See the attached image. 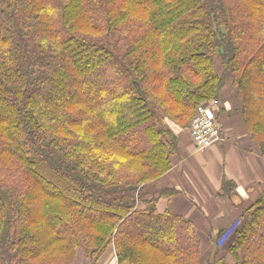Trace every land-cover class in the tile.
Listing matches in <instances>:
<instances>
[{
    "label": "trees",
    "instance_id": "16d2710c",
    "mask_svg": "<svg viewBox=\"0 0 264 264\" xmlns=\"http://www.w3.org/2000/svg\"><path fill=\"white\" fill-rule=\"evenodd\" d=\"M225 87L264 156V0H0V264H264V193L206 255L150 186Z\"/></svg>",
    "mask_w": 264,
    "mask_h": 264
},
{
    "label": "crops",
    "instance_id": "0c3cea01",
    "mask_svg": "<svg viewBox=\"0 0 264 264\" xmlns=\"http://www.w3.org/2000/svg\"><path fill=\"white\" fill-rule=\"evenodd\" d=\"M223 95L218 119L224 143L197 151L189 135L188 139L178 136L171 169L150 185L158 194L172 189L170 196L160 198L161 210L166 207L187 217L206 233L233 225L245 203L264 193V156L245 128L235 93L225 87ZM110 248L112 252L102 264H116L113 247ZM226 262L233 263L229 257Z\"/></svg>",
    "mask_w": 264,
    "mask_h": 264
},
{
    "label": "built area",
    "instance_id": "2783aa9c",
    "mask_svg": "<svg viewBox=\"0 0 264 264\" xmlns=\"http://www.w3.org/2000/svg\"><path fill=\"white\" fill-rule=\"evenodd\" d=\"M220 101H210L196 107L188 125V134L197 151H204L214 144H221L225 136L215 112Z\"/></svg>",
    "mask_w": 264,
    "mask_h": 264
},
{
    "label": "rangeland",
    "instance_id": "374dc122",
    "mask_svg": "<svg viewBox=\"0 0 264 264\" xmlns=\"http://www.w3.org/2000/svg\"><path fill=\"white\" fill-rule=\"evenodd\" d=\"M227 85V84H226ZM228 86V85H227ZM217 112H218V114H220V112H222L221 110H220V106L217 108ZM178 127V136H180V137H188V125H186L185 127H182V126H177ZM171 128H173L172 127V125H171ZM174 129L176 130V128L174 127ZM188 139V138H187ZM254 194V193H253ZM251 198H253L252 200L250 199L249 200V202L248 203H252V201L254 200V196L253 197H251ZM248 203H245V205L244 206H247V204ZM239 207H241L240 205H239ZM206 229H200V228H198V231L200 232V235H202V232L203 233H205V234H207L206 233V231H205ZM202 238H203V242L205 243V245H206V250L207 249H209V244H208V239L206 240L204 237H203V235L201 236ZM223 246V245H222ZM208 251L209 250H207V251H205L204 252V254H206V255H208ZM112 252V250H111V248H110V250H108V252L106 251V254L103 256V258L99 261V262H97V264H102V260H106V258H107V256L109 255V253H111ZM108 254V255H107ZM229 258H230V256H228ZM105 260H104V262H105ZM231 261H233L232 260V258H231ZM75 264H90V262L89 261H87L84 257H83V255L81 254V253H79L78 254V256H77V260H76V262H75ZM108 264H112L110 261H109V263ZM233 264V263H232Z\"/></svg>",
    "mask_w": 264,
    "mask_h": 264
}]
</instances>
